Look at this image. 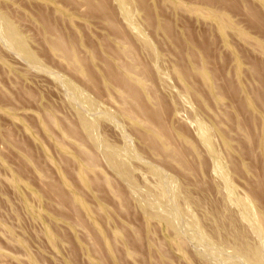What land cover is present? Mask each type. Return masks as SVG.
<instances>
[{
  "label": "rangeland",
  "instance_id": "rangeland-1",
  "mask_svg": "<svg viewBox=\"0 0 264 264\" xmlns=\"http://www.w3.org/2000/svg\"><path fill=\"white\" fill-rule=\"evenodd\" d=\"M0 264H264V0H0Z\"/></svg>",
  "mask_w": 264,
  "mask_h": 264
}]
</instances>
